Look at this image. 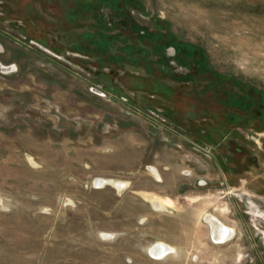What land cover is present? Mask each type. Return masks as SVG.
Returning <instances> with one entry per match:
<instances>
[{
    "label": "rangeland",
    "instance_id": "obj_1",
    "mask_svg": "<svg viewBox=\"0 0 264 264\" xmlns=\"http://www.w3.org/2000/svg\"><path fill=\"white\" fill-rule=\"evenodd\" d=\"M85 1L0 0V264H264V0H135L209 70L187 81L95 49Z\"/></svg>",
    "mask_w": 264,
    "mask_h": 264
},
{
    "label": "flooded vegetation",
    "instance_id": "obj_2",
    "mask_svg": "<svg viewBox=\"0 0 264 264\" xmlns=\"http://www.w3.org/2000/svg\"><path fill=\"white\" fill-rule=\"evenodd\" d=\"M93 1L98 4V8H92L97 12L95 18L98 21V26L104 27L101 29L105 31L108 36H111L113 43L115 38L124 42L126 45L124 47H129L131 54L137 56L138 50L141 49L142 53L138 55L146 58L142 61L146 70L156 72L164 78H170L176 81L204 79L202 75L207 69L202 67L198 61H193V59L187 55L184 56V54L187 53L184 47L177 46L173 38L164 37L158 32H151L135 21L132 16L133 10L130 9V7L135 8V6L132 4L131 0ZM113 31L116 34H114ZM129 51L124 50L125 56H127ZM150 55L152 58L149 57ZM151 66H153L155 70L152 69ZM198 72L202 75L197 76ZM210 74L207 76L213 78L212 73ZM215 80L216 79H211L210 82L206 84V87L211 89L213 96H216L215 99L228 109V120L231 121L234 119L235 121H241L242 116L231 113L229 109H234L235 112L249 111L254 107L253 104H251L247 95L234 93L228 90L227 83L223 82V84H221L222 86H220L219 82H214Z\"/></svg>",
    "mask_w": 264,
    "mask_h": 264
},
{
    "label": "bare ground",
    "instance_id": "obj_3",
    "mask_svg": "<svg viewBox=\"0 0 264 264\" xmlns=\"http://www.w3.org/2000/svg\"><path fill=\"white\" fill-rule=\"evenodd\" d=\"M1 65V63H0ZM2 68L4 70H9L12 67H7L4 65H1ZM10 71V70H9ZM154 172V174L157 176L158 179H160V174L159 172L152 167L151 168ZM95 183L97 184V186H103L105 183H107V181L105 180H99L97 179L95 181ZM114 184H116L118 187H120V185H122V183L120 182H115ZM154 207L159 208L161 207V203H157V201H154ZM207 223L210 225L211 227V234L213 236V239L215 240L216 243H223L226 240H228L231 237V234L229 233L232 229L227 226L219 217L209 213L207 215ZM233 233V232H232ZM150 252L149 254H152L153 258H162L165 257L168 253L173 252L174 249L172 246H170L169 244L163 242V241H157L155 242L153 245H151L148 249Z\"/></svg>",
    "mask_w": 264,
    "mask_h": 264
},
{
    "label": "trees",
    "instance_id": "obj_4",
    "mask_svg": "<svg viewBox=\"0 0 264 264\" xmlns=\"http://www.w3.org/2000/svg\"><path fill=\"white\" fill-rule=\"evenodd\" d=\"M131 2H132V4L134 5V6H136V3H135V0H131ZM79 4V6H78V8L77 9H71V13L73 14V13H76V15H77V10L78 9H80V10H82V8L84 7L86 10L88 9V10H92V8H98V4L97 3H94V1L93 0H86L85 2H79L78 3ZM83 6V7H82ZM68 15H70V14H68ZM100 27V26H99ZM101 28H104L103 26H101ZM98 33H99V35H100V37L98 38V36L96 37V39L94 40V42H93V45H94V47H95V49H98L99 51H101L102 52V54H107L106 52L110 49L109 47L112 45V42H113V39L111 38V36H108L106 33H105V31H103L102 29H100V31H98ZM177 46H182V47H184L185 49V51H187V53L186 54H184V56L185 55H187L188 57H190V58H192L193 59V61H198V63L202 66V67H204L202 64H201V62H199V60H197L194 56H193V54H192V51H191V49L189 48V46H187V45H185V44H178L177 42L175 43ZM122 49H124V50H127V51H129V47H123ZM142 50L140 49V50H138V53H137V56H135V55H133V54H131L130 52H131V50L128 52V54H127V56H122V55H119V54H115V55H113L112 57H114V61H116V62H119L120 60H122V59H126L127 57L129 58V59H131L132 61H134V62H141V61H143L144 59H146V58H143L142 56H139L142 52H141ZM139 54V55H138Z\"/></svg>",
    "mask_w": 264,
    "mask_h": 264
},
{
    "label": "crops",
    "instance_id": "obj_5",
    "mask_svg": "<svg viewBox=\"0 0 264 264\" xmlns=\"http://www.w3.org/2000/svg\"><path fill=\"white\" fill-rule=\"evenodd\" d=\"M154 168H155V167H154ZM155 169H156V168H155ZM156 170H157V169H156ZM157 171H158V170H157ZM159 174H160V173H159ZM102 180H103V179H102ZM145 195H148V194H145ZM145 195H144V196H145Z\"/></svg>",
    "mask_w": 264,
    "mask_h": 264
}]
</instances>
